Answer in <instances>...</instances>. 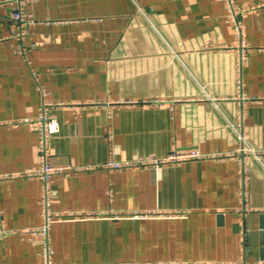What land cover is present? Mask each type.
<instances>
[{"label": "crops", "instance_id": "0c3cea01", "mask_svg": "<svg viewBox=\"0 0 264 264\" xmlns=\"http://www.w3.org/2000/svg\"><path fill=\"white\" fill-rule=\"evenodd\" d=\"M0 1L3 36L18 2ZM235 2L259 5L240 16L249 45L242 88L221 0L24 5L34 19L27 57L47 99L67 104L54 110L60 130L50 135L49 161L83 168L52 177L50 206L95 214L52 223L54 264H264V153L101 168L176 149L264 152V0ZM15 43L0 41V175L11 176L0 179V221L10 230L0 264H44L40 241L25 234L43 224L41 181L20 175L39 167V140L12 124L36 115L42 95Z\"/></svg>", "mask_w": 264, "mask_h": 264}, {"label": "built area", "instance_id": "2783aa9c", "mask_svg": "<svg viewBox=\"0 0 264 264\" xmlns=\"http://www.w3.org/2000/svg\"><path fill=\"white\" fill-rule=\"evenodd\" d=\"M18 2L17 7L12 12V21L9 26V33L7 35L0 36V41L15 38L16 43L14 45V51L22 54L25 57L28 68L31 70V74L36 80V86L42 95V105L39 107L36 115L32 117L20 118L15 120L13 125L19 123H25L29 126L31 130H33L39 140V154H40V165L37 169L33 171H25L20 173V175H26L29 177H38L41 181V189L42 195L40 198L41 206H43V221L42 225L38 228L31 229L27 228L25 230V234L30 238H37L42 247H41V255L44 258V264H54L52 260V254L54 249L51 246L49 240V229L52 226V223L55 221L61 220H69V219H86L95 217L92 212L84 213H61L53 210L52 206H50L52 188L51 181L52 177L55 174H68L70 170H82L83 168H71L67 166H59L54 165L49 161V141L50 135L58 132L60 130V121L55 116L54 110L56 107L63 106L66 107L65 104H59L51 102L47 99L48 91L45 85L39 82V74L35 68H33L31 60L27 57L28 46L25 43V39L29 36L28 28L29 25L34 23V19H31L27 16V13L24 9V5L28 2V0H16ZM224 2L227 12V22L230 23L232 29L234 30V38L235 42L232 45V48L236 52V74H237V82L240 88L243 87L242 80V71L244 66L248 63V50L249 45H247V28L245 27L244 22L241 20L240 16L245 13H250L252 10H255L259 7V5H252L250 7L241 6L235 2V0H221ZM2 1H0L1 3ZM243 99H250V97L241 95ZM121 103V102H117ZM113 104V103H112ZM110 104V105H112ZM114 105H112L113 107ZM109 108L108 117L112 116L111 109ZM242 115V114H241ZM242 117V116H241ZM236 132H239V136L244 141V135L242 131L239 130L238 127L233 126ZM106 137L108 140L112 138L111 127L108 125L105 129ZM240 152H250L254 155L260 157L264 152L254 151L252 149H248L244 147V144L236 150L235 153H202L196 149H187V150H173L169 154L161 157V158H152V157H140L134 161L130 160H119L115 161L113 159H108L104 162L101 168H105L107 170H119V169H136L139 167H157L163 164H179L184 161H188L191 159L204 160L205 158H222L224 156H231ZM241 168V181L244 183V166L240 165ZM88 166L86 169H89ZM11 177L10 175H0L1 178ZM246 197L244 189L242 190V200ZM117 217V216H115ZM10 233V230L0 221V237L2 235Z\"/></svg>", "mask_w": 264, "mask_h": 264}]
</instances>
